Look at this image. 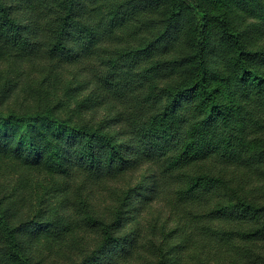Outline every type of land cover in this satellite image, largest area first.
Segmentation results:
<instances>
[{
  "label": "trees",
  "instance_id": "trees-1",
  "mask_svg": "<svg viewBox=\"0 0 264 264\" xmlns=\"http://www.w3.org/2000/svg\"><path fill=\"white\" fill-rule=\"evenodd\" d=\"M45 250L264 264V0H0V264Z\"/></svg>",
  "mask_w": 264,
  "mask_h": 264
},
{
  "label": "rangeland",
  "instance_id": "rangeland-1",
  "mask_svg": "<svg viewBox=\"0 0 264 264\" xmlns=\"http://www.w3.org/2000/svg\"><path fill=\"white\" fill-rule=\"evenodd\" d=\"M212 243L214 246H219V244H220L215 240H213ZM59 258L62 259L63 257L59 256ZM57 259H58V256H56L53 251L47 252V250H45V258H44L43 264H55L54 261H56ZM56 264H58V263H56Z\"/></svg>",
  "mask_w": 264,
  "mask_h": 264
}]
</instances>
